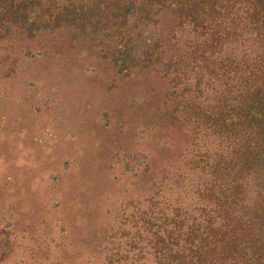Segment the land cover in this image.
<instances>
[{
    "label": "trees",
    "instance_id": "trees-1",
    "mask_svg": "<svg viewBox=\"0 0 264 264\" xmlns=\"http://www.w3.org/2000/svg\"><path fill=\"white\" fill-rule=\"evenodd\" d=\"M81 44L120 79L165 84L161 115L188 153L153 179L129 237L59 264H264V0H0V66Z\"/></svg>",
    "mask_w": 264,
    "mask_h": 264
},
{
    "label": "rangeland",
    "instance_id": "rangeland-1",
    "mask_svg": "<svg viewBox=\"0 0 264 264\" xmlns=\"http://www.w3.org/2000/svg\"><path fill=\"white\" fill-rule=\"evenodd\" d=\"M45 51L18 68L0 66V246L9 240L8 264H59L96 241L117 247L111 242L133 233L138 209L154 196L153 179L180 174L177 158L188 153L187 134L161 115V80L120 79L92 44Z\"/></svg>",
    "mask_w": 264,
    "mask_h": 264
}]
</instances>
